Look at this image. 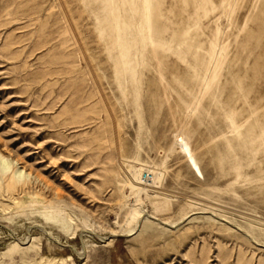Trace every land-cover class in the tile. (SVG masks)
<instances>
[{
	"label": "rangeland",
	"instance_id": "obj_1",
	"mask_svg": "<svg viewBox=\"0 0 264 264\" xmlns=\"http://www.w3.org/2000/svg\"><path fill=\"white\" fill-rule=\"evenodd\" d=\"M0 156V264H264V0H0Z\"/></svg>",
	"mask_w": 264,
	"mask_h": 264
},
{
	"label": "bare ground",
	"instance_id": "obj_2",
	"mask_svg": "<svg viewBox=\"0 0 264 264\" xmlns=\"http://www.w3.org/2000/svg\"><path fill=\"white\" fill-rule=\"evenodd\" d=\"M0 162L2 163V164H5V166H7L8 167V162H7V160L6 159H4V157L3 156H0ZM154 177V176H153Z\"/></svg>",
	"mask_w": 264,
	"mask_h": 264
}]
</instances>
